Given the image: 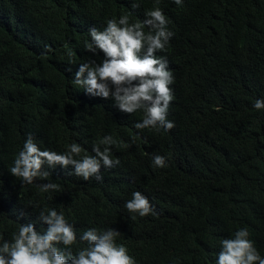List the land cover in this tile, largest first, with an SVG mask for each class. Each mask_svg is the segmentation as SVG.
I'll return each mask as SVG.
<instances>
[{
    "label": "trees",
    "instance_id": "16d2710c",
    "mask_svg": "<svg viewBox=\"0 0 264 264\" xmlns=\"http://www.w3.org/2000/svg\"><path fill=\"white\" fill-rule=\"evenodd\" d=\"M153 1L0 0L4 240L28 223L43 233L40 211L57 209L84 231H119L116 244L136 264H215L221 241L243 228L264 257V109L254 108L264 100V0H183V10L159 3L174 33L159 56L174 77L170 131L137 133L130 127L134 117L115 112L111 98L93 97L73 83L80 64L103 59L85 50L89 29L103 30L108 19L126 13L130 23L141 21ZM29 135L41 150L58 154L75 142L81 156L95 155L93 146L111 135L119 142L111 156L120 163L101 168L102 180H77L88 203L70 193L38 192L9 172ZM154 135L162 136L151 141ZM159 151L172 165L150 164ZM136 191L155 214L127 211ZM80 236L75 245L84 248Z\"/></svg>",
    "mask_w": 264,
    "mask_h": 264
},
{
    "label": "clouds",
    "instance_id": "9594fccd",
    "mask_svg": "<svg viewBox=\"0 0 264 264\" xmlns=\"http://www.w3.org/2000/svg\"><path fill=\"white\" fill-rule=\"evenodd\" d=\"M160 2L179 10L186 6L182 4L183 0H154L153 8L141 21L130 23L131 13H126L118 19H108L103 30L90 28V40L85 42V50L93 55L102 53L103 59L100 63L89 60L80 64L74 74L73 83L86 94L105 100L111 98L115 112L132 115L130 127L137 133H165L175 126L168 120V109L174 98L169 85L174 82V77L167 60L159 57L169 49L174 33L167 26ZM138 7L137 3L132 4L133 9ZM66 54L71 65L74 54L71 49ZM67 70L71 71V67ZM254 108L264 109V100L257 99ZM160 136L154 135L151 141ZM101 145L105 146L102 150ZM113 145H119V142L106 135L93 146L95 155L81 156L83 149L75 142L68 145L67 151L58 154L41 150L29 135L9 172L38 192L50 191L55 197L70 193L77 196L79 203L85 204L88 196L77 180H102L101 168L109 171L118 166L119 159L111 156ZM45 164L48 171L43 170ZM150 164L156 168L172 165L161 151L150 156ZM53 171L61 172L50 176ZM41 199L53 203L52 199ZM125 208L139 217L155 214L149 200L138 191L132 193ZM39 220L47 225L43 233L36 230L34 223L19 226L10 241L4 240L0 233V264H136L127 248L116 244L120 232L113 228L84 231L86 226L75 227L57 209L41 210ZM77 236L86 242V247L75 245ZM215 264H264V257L249 239L247 228H243L234 233V238L221 241Z\"/></svg>",
    "mask_w": 264,
    "mask_h": 264
}]
</instances>
